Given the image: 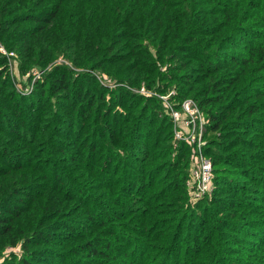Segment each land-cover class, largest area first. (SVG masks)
<instances>
[{"label":"trees","instance_id":"trees-1","mask_svg":"<svg viewBox=\"0 0 264 264\" xmlns=\"http://www.w3.org/2000/svg\"><path fill=\"white\" fill-rule=\"evenodd\" d=\"M0 43V264H264V0H0Z\"/></svg>","mask_w":264,"mask_h":264},{"label":"built area","instance_id":"built-area-1","mask_svg":"<svg viewBox=\"0 0 264 264\" xmlns=\"http://www.w3.org/2000/svg\"><path fill=\"white\" fill-rule=\"evenodd\" d=\"M4 53L9 57L13 56V52H5ZM40 72L35 74V78L39 77ZM34 78V79H35ZM140 93L144 95H157L158 93L152 90H148L144 85L139 87ZM27 92V91H26ZM163 100L168 101L167 98L169 95H159ZM173 101H168V108L171 111V116L175 124L179 127V129L175 130V136L177 138H184L189 142H194L195 138H199V147L203 145L204 141L202 140V127H200L199 133H196V124L199 123L201 126L204 123L203 117L200 115L198 108L196 107L195 103L191 99H185L182 104V110H178L174 108ZM182 113V115L180 114ZM181 122L182 126H179L178 123ZM196 171V178L197 184L195 187V191L193 192L194 197L198 198L208 190H210L211 184V163L204 158H201V162L199 167H197ZM194 171V172H195Z\"/></svg>","mask_w":264,"mask_h":264},{"label":"rangeland","instance_id":"rangeland-1","mask_svg":"<svg viewBox=\"0 0 264 264\" xmlns=\"http://www.w3.org/2000/svg\"><path fill=\"white\" fill-rule=\"evenodd\" d=\"M4 51L8 52L4 48V46L0 43V53L5 54ZM10 52H13V51H10ZM13 56H15L14 52H13ZM60 61H62L61 58H58L54 62H60ZM8 69H9L8 71H9L10 77H12V78L15 77L16 88L18 90H21L22 88H25L24 90L27 91V94L30 93L31 89L33 88V80L28 81L26 79V75L24 77H22L21 75L17 74L16 72L11 71L10 70V63H9V68ZM108 77L109 76L106 75V81L104 79H101L100 82L102 84H104V86H106V87H111L112 88V87L116 86L117 84H113L112 82H110L108 80ZM128 88H130L134 92L140 93V91H139L140 88H134V87H130V86H128ZM151 95H153V94H151ZM159 95H169L167 100L168 101H173V100H175L176 90L174 88H170L166 92H164L162 94H158V96H157V97H159L160 100H162L164 106L168 108V104H167L168 101L163 100ZM170 113H171V111H170ZM180 114L182 115V113H180ZM178 125L182 126L181 122H179ZM202 138H203V136H202ZM194 142L196 143V147H192V148L189 149V152H191L192 162H191V165H190L191 168L189 167L190 168V174H189L188 179L186 180V186L188 188V193H187L188 199L187 200H190L192 203H195L196 201H198V198L194 197V195H193V192L195 191V187H196V184H197V178L195 176V174H196L195 170H197V167H199L200 162H201V158H204V159H206L207 161L210 162V159L208 157L204 156L203 153H201V148L199 147V138L196 137ZM194 142H191V143H194ZM204 144H205V141H204L203 145ZM217 167H220L219 169H222V171L224 172V166L222 164L217 165ZM211 169H212V163H211ZM208 177L211 178V184H210L211 186H210V190H208L206 196H210L211 193H213L214 183L216 182L215 180H213L214 178H213V171L212 170H211L210 176L208 175ZM217 182H220V181H217ZM13 249H15L14 251H16V252L18 251V249L15 248V247L14 248H8V250L4 249L3 250L4 252L2 254L4 255L6 253H10L9 251H12Z\"/></svg>","mask_w":264,"mask_h":264}]
</instances>
